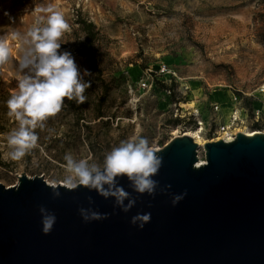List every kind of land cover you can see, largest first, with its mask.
<instances>
[{
	"label": "rangeland",
	"instance_id": "374dc122",
	"mask_svg": "<svg viewBox=\"0 0 264 264\" xmlns=\"http://www.w3.org/2000/svg\"><path fill=\"white\" fill-rule=\"evenodd\" d=\"M49 5L70 25L59 50L71 53L91 86L83 104L65 98L62 110L35 130L37 147L13 161L4 136L16 123L7 115L6 101L17 88L22 52L10 33L24 34L36 15H45L35 8ZM79 18L98 32L89 53L81 45ZM0 37L11 49L9 62L0 66V184L5 187L16 185L22 173L63 183L66 153L102 164L113 147L137 134L162 148L195 127L181 117L186 114L181 105L195 96L205 126L215 116L226 122L237 111L235 135L264 133V0H0ZM215 93L225 97L228 115ZM202 137L216 140L212 132Z\"/></svg>",
	"mask_w": 264,
	"mask_h": 264
},
{
	"label": "water",
	"instance_id": "95a60500",
	"mask_svg": "<svg viewBox=\"0 0 264 264\" xmlns=\"http://www.w3.org/2000/svg\"><path fill=\"white\" fill-rule=\"evenodd\" d=\"M201 148L200 165V147L189 136L159 148L163 166L153 177L154 196L118 178L136 200L128 212L83 186L57 185L60 196L53 198L42 176L22 173L16 185L0 184V264H264V133L239 132ZM166 184L171 188L162 193ZM185 191L173 206L172 196ZM41 205L56 216L47 235ZM81 207L108 218L84 222ZM137 213H151L143 229L130 223Z\"/></svg>",
	"mask_w": 264,
	"mask_h": 264
},
{
	"label": "clouds",
	"instance_id": "9594fccd",
	"mask_svg": "<svg viewBox=\"0 0 264 264\" xmlns=\"http://www.w3.org/2000/svg\"><path fill=\"white\" fill-rule=\"evenodd\" d=\"M34 25L24 34L10 33L12 40L20 42L22 55L18 60L17 88L6 101L7 115L14 120L16 127L4 136L9 151L7 157L13 161L23 159L30 150L37 147L36 129H43L49 117L58 114L64 107L65 98L83 104L87 101L85 91L90 82H85L71 53L58 52L61 47L60 38L70 31V25L62 12L51 5L35 8ZM5 16L11 17L7 12ZM11 57V49L7 38L0 37V66L7 64ZM84 75H88L87 70ZM159 149L150 145L147 137L139 134L121 141L109 151L102 164L90 163L88 159H76L72 153L63 157V165L67 176L63 187L75 190L83 186L94 190L99 196L114 198L115 206L128 212L134 207L136 200L118 184V178L126 177L129 187L138 194L154 196L159 182L153 177L159 174L163 166V157L158 155ZM53 198L60 196L57 185L50 186ZM171 188L166 184L160 188L162 193ZM187 195V192L173 195L171 203L175 206ZM127 203L125 204V201ZM92 204V198H88ZM41 216L42 233L49 234L56 216L43 205L38 208ZM79 215L84 222L103 220L108 214H101L92 208H79ZM151 220V213H137L131 217L130 223L143 229Z\"/></svg>",
	"mask_w": 264,
	"mask_h": 264
},
{
	"label": "built area",
	"instance_id": "2783aa9c",
	"mask_svg": "<svg viewBox=\"0 0 264 264\" xmlns=\"http://www.w3.org/2000/svg\"><path fill=\"white\" fill-rule=\"evenodd\" d=\"M165 68L162 70L164 71ZM143 87H146L144 84ZM189 102H186V104ZM213 111L215 114L219 112V106L217 104H214L212 106ZM184 109V108H183ZM184 112L186 114H183L181 117H185L187 120H193V125L195 126L193 130H200L201 133L203 132H212L216 140H223V141H231L235 137V132H233L234 125L238 122L239 116L237 114V111H235L228 121H217V116L214 117V120H212V123L207 126H205V123L203 119L201 118V114L197 108V106L193 105L189 108L184 109ZM214 126V128H212ZM197 163L196 165H200L205 163L204 159V153L200 152V150L197 151ZM202 160V162L200 161Z\"/></svg>",
	"mask_w": 264,
	"mask_h": 264
},
{
	"label": "bare ground",
	"instance_id": "6f19581e",
	"mask_svg": "<svg viewBox=\"0 0 264 264\" xmlns=\"http://www.w3.org/2000/svg\"><path fill=\"white\" fill-rule=\"evenodd\" d=\"M261 92L264 91V86H262ZM214 98H216L217 100H220L222 101V104H221V108H222V112L225 114V115H228L229 112H230V109L228 107V104L225 103V97L221 94V93H215L214 94ZM197 97L195 96V98L189 100V103H184L181 105L182 108L186 109V108H189L193 105L197 106L196 105V100ZM241 133L245 134L246 136H253L254 134L257 133V131H241ZM181 135H186V136H189L192 138V140L201 148L205 143H206V140L202 137V133L200 130H192V131H188V132H185ZM202 162V160H200ZM49 184H53V183H50L48 182ZM17 184V183H16ZM56 185H63V183H55Z\"/></svg>",
	"mask_w": 264,
	"mask_h": 264
},
{
	"label": "trees",
	"instance_id": "16d2710c",
	"mask_svg": "<svg viewBox=\"0 0 264 264\" xmlns=\"http://www.w3.org/2000/svg\"><path fill=\"white\" fill-rule=\"evenodd\" d=\"M82 33H83V42L81 45L87 49V53L91 51L92 46L96 41V36L98 35L97 29L92 22L83 20L79 18L77 21ZM58 52H63L58 50Z\"/></svg>",
	"mask_w": 264,
	"mask_h": 264
},
{
	"label": "flooded vegetation",
	"instance_id": "af4514ba",
	"mask_svg": "<svg viewBox=\"0 0 264 264\" xmlns=\"http://www.w3.org/2000/svg\"><path fill=\"white\" fill-rule=\"evenodd\" d=\"M216 141V140H215Z\"/></svg>",
	"mask_w": 264,
	"mask_h": 264
}]
</instances>
